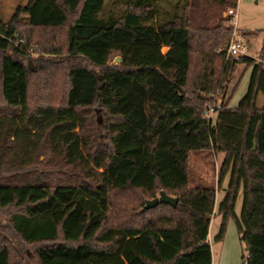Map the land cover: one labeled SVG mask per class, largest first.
<instances>
[{
    "label": "trees",
    "instance_id": "trees-1",
    "mask_svg": "<svg viewBox=\"0 0 264 264\" xmlns=\"http://www.w3.org/2000/svg\"><path fill=\"white\" fill-rule=\"evenodd\" d=\"M231 6L28 0L0 19V264H30L26 247L36 264L61 249L89 264H213L210 225L226 179L216 239L233 219L248 264H264V29L246 32L262 33L257 58L228 56ZM31 50L51 57L36 71ZM250 67L247 93L230 107ZM200 150L224 154L217 186L190 183ZM162 190L177 206L147 209Z\"/></svg>",
    "mask_w": 264,
    "mask_h": 264
},
{
    "label": "rangeland",
    "instance_id": "rangeland-1",
    "mask_svg": "<svg viewBox=\"0 0 264 264\" xmlns=\"http://www.w3.org/2000/svg\"><path fill=\"white\" fill-rule=\"evenodd\" d=\"M27 1L28 0H0V19H10L16 7L19 4L27 3ZM235 8L237 11L235 19L238 22L237 33L242 36L243 41L246 45L252 44V48L248 49L246 51V54L257 58L261 49L262 33L257 32L255 34H246V32H256L259 29H264V0H237V6ZM228 9L224 11L223 16L230 17L227 14ZM228 25L232 26L231 19ZM41 34L42 33H40V35ZM50 58L51 57L46 52L44 53L40 50H31L28 62L29 67L32 70L36 71L40 67L44 66ZM119 61V57H115L112 60V63H118ZM244 67V65L237 66V69L234 73V78L230 86H233L239 79ZM251 70L252 69L250 67L246 69V71H244V73L242 74L238 87L233 93V96L230 100V107L238 106L242 98L247 93ZM217 94L218 92L214 95V101L216 98H218L219 101L221 97L220 94ZM261 101H264L263 98H261ZM223 157L224 154L218 153L216 151H192L190 156L189 170L191 185L217 186L219 169L221 167ZM227 184L228 179L225 180L221 188L217 189L216 214L213 215L210 225V241L214 257V264H243L242 257L244 254H246L245 246L244 243L240 240L239 232L233 219L228 220L225 237L220 241L216 239V236L219 234L220 225L222 222V215L219 214L217 205L225 194L224 188L227 186ZM73 194V191L68 189L63 190L59 193L58 196L61 200L62 205L64 206V209H68L71 207ZM25 197L26 193L23 195V198ZM242 203L243 193L241 192L236 204V211L238 213L241 212ZM62 214L63 213H57L56 217L59 218ZM161 235L165 240L171 243H176L177 241L176 233L161 232ZM24 254L29 257L30 264H36V251L33 247H26L24 250ZM44 261L45 264H89V259L87 257H84L82 255H75L71 251L65 249L54 252L46 251L44 253Z\"/></svg>",
    "mask_w": 264,
    "mask_h": 264
},
{
    "label": "built area",
    "instance_id": "built-area-1",
    "mask_svg": "<svg viewBox=\"0 0 264 264\" xmlns=\"http://www.w3.org/2000/svg\"><path fill=\"white\" fill-rule=\"evenodd\" d=\"M239 1V0H238ZM236 7V6H235ZM235 7H231L228 9L227 14L231 17V24L234 27V33L231 38L230 43L227 47V54L228 56H236L240 57L243 54H246V51L248 49L252 48V44L246 45L243 41L242 36L237 33V26L238 22L235 19V16L237 15V11ZM219 94V92H218ZM217 94V95H218ZM221 107L220 100L218 101V98L215 99L213 103H209L206 107V114L208 117L212 118L217 110V108ZM250 254L246 253L243 257V264H248V258Z\"/></svg>",
    "mask_w": 264,
    "mask_h": 264
},
{
    "label": "water",
    "instance_id": "water-1",
    "mask_svg": "<svg viewBox=\"0 0 264 264\" xmlns=\"http://www.w3.org/2000/svg\"><path fill=\"white\" fill-rule=\"evenodd\" d=\"M120 59V58H119ZM160 203L170 204L172 206H177L178 198L168 195L165 191H161L160 195L152 200H148L146 203V208H152L157 206Z\"/></svg>",
    "mask_w": 264,
    "mask_h": 264
},
{
    "label": "crops",
    "instance_id": "crops-1",
    "mask_svg": "<svg viewBox=\"0 0 264 264\" xmlns=\"http://www.w3.org/2000/svg\"><path fill=\"white\" fill-rule=\"evenodd\" d=\"M209 241H210V235H209ZM213 264H214V257H213Z\"/></svg>",
    "mask_w": 264,
    "mask_h": 264
}]
</instances>
